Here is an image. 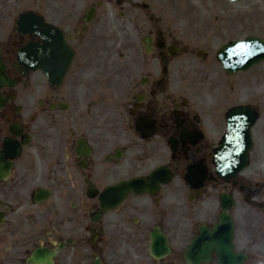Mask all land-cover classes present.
<instances>
[{
    "label": "flooded vegetation",
    "instance_id": "1",
    "mask_svg": "<svg viewBox=\"0 0 264 264\" xmlns=\"http://www.w3.org/2000/svg\"><path fill=\"white\" fill-rule=\"evenodd\" d=\"M152 4L0 0V62L15 84L0 85V154L5 141L21 148L12 176L0 182V264H28L40 247L56 251L55 264H188L190 203L200 204L204 215L215 204L220 215L223 195L234 200V210L244 205L253 232L251 239L235 238L236 250L242 248L246 264H262L249 248L264 238V63L226 74L218 64L223 45L217 44L235 38L230 24L192 34L195 24H206L190 23V16L207 13L178 6L170 12L178 23L164 25ZM30 14L63 32L67 44L56 31L20 33V17ZM111 25L122 46H135L134 70L122 61L121 70L111 72ZM32 44L40 48L39 72L18 63L20 51ZM65 67L62 82L53 84L50 70L58 78ZM116 78L118 88L111 86ZM239 106L258 115L253 138L262 160L259 170L224 183L215 172L214 150L227 113ZM155 170H167L172 182L155 195L130 196L94 222L100 206L88 197L89 184L103 191ZM39 190L50 192L49 199L36 203ZM153 233L172 248L160 260L150 254Z\"/></svg>",
    "mask_w": 264,
    "mask_h": 264
},
{
    "label": "water",
    "instance_id": "2",
    "mask_svg": "<svg viewBox=\"0 0 264 264\" xmlns=\"http://www.w3.org/2000/svg\"><path fill=\"white\" fill-rule=\"evenodd\" d=\"M253 49H257V51ZM221 58L225 69L230 73L241 70L246 71L253 65L264 61V44L248 40L245 43L236 44L225 49L221 53ZM254 121L253 115L249 118L246 113L239 115L237 121L230 119L228 134L217 152L218 167L222 170L224 176L236 175L247 167L248 154L252 147L250 129ZM206 239H212L206 246L208 256L212 251H216L222 261L230 256L232 229L227 220H223L221 225L214 229L213 233L207 234ZM199 246V240H196L191 253L192 251V254L198 252Z\"/></svg>",
    "mask_w": 264,
    "mask_h": 264
},
{
    "label": "rangeland",
    "instance_id": "3",
    "mask_svg": "<svg viewBox=\"0 0 264 264\" xmlns=\"http://www.w3.org/2000/svg\"><path fill=\"white\" fill-rule=\"evenodd\" d=\"M168 1L170 0H153L154 4L153 6L156 7V10L152 6V13L154 17L162 19L166 25L168 23L175 24L178 23V20H174V17H172L173 21L169 18L168 15H166L164 12H169V10H166L164 7H168ZM179 3L186 4L189 6L198 5L201 10H204L203 7L213 6L215 9H217L208 19H214L217 16H222L225 18V20L229 19V22L231 23L230 28L234 31V36H237L239 38L249 36V35H263L264 29L263 26L260 25L264 22V0H252L244 3H238V4H229L225 3L223 0H176ZM208 2V4L206 3ZM168 3V4H166ZM166 4V5H165ZM210 8V7H208ZM192 17H197L194 15H191L190 20H192ZM215 21V20H214ZM177 29H180L181 27H176ZM196 31V30H195ZM193 31L194 33H196ZM108 48L110 50L111 56H114V60L112 65H114V70H118V58L120 55V46L117 43L111 42L108 45ZM108 50V51H109ZM200 221H204L202 217H200ZM240 239L244 240L243 233H240ZM261 244L262 242L259 241ZM259 244V245H260ZM250 254L252 255V258L257 260L262 264H264V253H259V246L256 248H249Z\"/></svg>",
    "mask_w": 264,
    "mask_h": 264
}]
</instances>
